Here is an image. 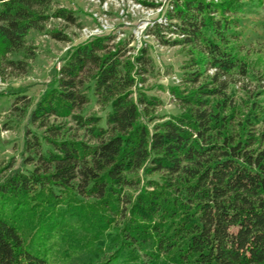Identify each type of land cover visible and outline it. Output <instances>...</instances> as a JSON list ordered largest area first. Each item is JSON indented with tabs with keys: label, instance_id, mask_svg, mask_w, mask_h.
<instances>
[{
	"label": "trees",
	"instance_id": "obj_1",
	"mask_svg": "<svg viewBox=\"0 0 264 264\" xmlns=\"http://www.w3.org/2000/svg\"><path fill=\"white\" fill-rule=\"evenodd\" d=\"M54 3L0 0V73L5 64L26 70L8 56L53 17L76 22ZM242 3L173 0L167 18L177 20L174 43L190 46L194 85L173 87L181 112L161 121L157 100L141 88L134 96L152 63L147 46L134 56L128 41L102 35L67 53L30 117L47 126L51 148L35 135L25 143L39 161L32 170L0 162V264H53L41 239L68 220L89 236L80 250L107 246L110 258L98 264H140L143 252L154 264H264V108L249 102L245 111L229 93L248 73L233 14ZM85 89L109 108L106 125L76 112L91 100ZM52 116L73 117L95 142L47 125Z\"/></svg>",
	"mask_w": 264,
	"mask_h": 264
},
{
	"label": "rangeland",
	"instance_id": "obj_2",
	"mask_svg": "<svg viewBox=\"0 0 264 264\" xmlns=\"http://www.w3.org/2000/svg\"><path fill=\"white\" fill-rule=\"evenodd\" d=\"M146 1L158 6H146L137 0H55V8L72 11L77 18L76 22L53 17L44 31H33L30 34L22 51L8 56V60L24 62L26 70L5 64L4 72L0 73V162L3 166L9 164L13 169L21 168L25 172L32 170L39 161L30 159L32 154L26 149L25 143L26 139L33 143L35 135L43 141V151L51 148L44 138L49 135V129L39 122L32 123L31 113L49 84L57 77L67 53L94 36L114 35L116 38L113 42L126 40L132 48L129 53L134 56L140 48L147 46L152 63L144 75L145 81L134 88V96L137 97L141 88L149 97L157 100L154 109L157 117L154 122L181 112V103L172 89H187L194 85L189 81L187 73L192 67L189 66L192 56L190 46L174 43L178 35L169 23H176L177 20L167 18L173 0ZM233 14L239 24L240 58L247 60L249 66L247 75L238 77L240 80L231 85L229 93L245 111L249 102H258L257 106L263 109L264 0H243L242 6ZM155 23H162V26L158 29ZM53 30L61 31L68 40L54 38ZM212 72L213 70L209 71L207 75ZM85 91L91 100L76 112L84 116H100L101 124L106 125L109 108L98 102L93 90ZM48 124L62 126L64 131L67 130V135L76 134L78 138L95 142L88 129L73 117L52 116ZM258 127L264 128V122ZM78 226L79 224L68 220L58 226L56 235L42 237L43 252L51 263L57 264L58 260H62L63 264H98L110 258L107 246L102 250L99 242L87 243L80 250V243L86 242L89 236L81 228L78 229ZM91 250H99L104 254L98 257ZM81 251L84 253L81 254ZM151 260L143 252L138 263L154 264ZM111 264L131 263L125 262L122 257L113 259Z\"/></svg>",
	"mask_w": 264,
	"mask_h": 264
},
{
	"label": "built area",
	"instance_id": "obj_3",
	"mask_svg": "<svg viewBox=\"0 0 264 264\" xmlns=\"http://www.w3.org/2000/svg\"><path fill=\"white\" fill-rule=\"evenodd\" d=\"M0 81H1V77H0Z\"/></svg>",
	"mask_w": 264,
	"mask_h": 264
}]
</instances>
